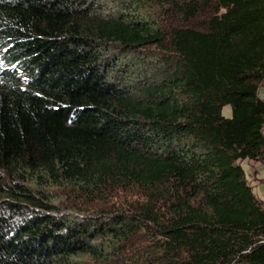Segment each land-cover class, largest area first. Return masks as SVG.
Segmentation results:
<instances>
[{
    "label": "trees",
    "instance_id": "trees-1",
    "mask_svg": "<svg viewBox=\"0 0 264 264\" xmlns=\"http://www.w3.org/2000/svg\"><path fill=\"white\" fill-rule=\"evenodd\" d=\"M0 57V264H264V0H0Z\"/></svg>",
    "mask_w": 264,
    "mask_h": 264
},
{
    "label": "rangeland",
    "instance_id": "rangeland-1",
    "mask_svg": "<svg viewBox=\"0 0 264 264\" xmlns=\"http://www.w3.org/2000/svg\"><path fill=\"white\" fill-rule=\"evenodd\" d=\"M97 1V0H96ZM114 5H116V3H113ZM160 9V8H159ZM158 52V49H156L155 47L151 46L148 48L147 51H143L142 54H138V53H128V54H122L121 56H124V58H126V62L124 63H127L129 66L130 65H133L134 63H138L139 60L141 59V63H139L140 65L139 66H132V68L134 70L131 69V67H127L126 69H124L125 71H120V69H117L115 71H113V76L116 78V79H124V78H133V75H136L138 74V72L140 70H145L147 71V76H150V74H152L153 70L155 69H151L149 66L147 65H142L144 59L150 57L151 55H155L156 53ZM148 61H153V59H147ZM123 63V64H124ZM127 70L129 72H127ZM130 82V81H129ZM225 114H231V108L227 109L225 111Z\"/></svg>",
    "mask_w": 264,
    "mask_h": 264
},
{
    "label": "crops",
    "instance_id": "crops-1",
    "mask_svg": "<svg viewBox=\"0 0 264 264\" xmlns=\"http://www.w3.org/2000/svg\"><path fill=\"white\" fill-rule=\"evenodd\" d=\"M260 96L264 99V84L260 88ZM229 116L230 114H226ZM243 167L254 193L258 198L264 200V161H243Z\"/></svg>",
    "mask_w": 264,
    "mask_h": 264
},
{
    "label": "clouds",
    "instance_id": "clouds-1",
    "mask_svg": "<svg viewBox=\"0 0 264 264\" xmlns=\"http://www.w3.org/2000/svg\"><path fill=\"white\" fill-rule=\"evenodd\" d=\"M4 63H5V62H4L3 58L0 57V68H2V67H6V68H9V69H13V68H15V66H14L13 64L5 65ZM0 73H1V72H0Z\"/></svg>",
    "mask_w": 264,
    "mask_h": 264
}]
</instances>
